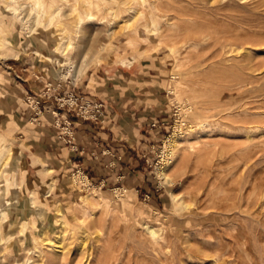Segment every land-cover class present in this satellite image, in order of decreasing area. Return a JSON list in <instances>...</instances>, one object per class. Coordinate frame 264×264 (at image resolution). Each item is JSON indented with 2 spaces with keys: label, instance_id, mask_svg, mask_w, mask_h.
Here are the masks:
<instances>
[{
  "label": "rangeland",
  "instance_id": "1",
  "mask_svg": "<svg viewBox=\"0 0 264 264\" xmlns=\"http://www.w3.org/2000/svg\"><path fill=\"white\" fill-rule=\"evenodd\" d=\"M220 1L229 0H39L49 15L35 25L36 1L0 0V58L28 45L59 78L77 87L87 81L93 92L112 93L131 75L146 91L132 90L150 94L165 124L147 157L150 187L138 192L81 186L80 172L66 191L33 162L28 173L17 159L21 140L0 134V264H264V116L253 117L264 112V0H233L223 9ZM222 27L253 38L236 57L240 68L223 61ZM221 70L243 77L233 85L252 119L235 118L239 105L229 110L231 122L217 113ZM90 99L103 108L115 102ZM174 133L182 135L171 154ZM93 187L98 197L85 216L83 197ZM47 237L50 247L42 244Z\"/></svg>",
  "mask_w": 264,
  "mask_h": 264
},
{
  "label": "crops",
  "instance_id": "2",
  "mask_svg": "<svg viewBox=\"0 0 264 264\" xmlns=\"http://www.w3.org/2000/svg\"><path fill=\"white\" fill-rule=\"evenodd\" d=\"M29 51V46L23 45L16 51L3 53L6 58H0V134L8 142L14 136L21 140L15 147L17 159L28 164L26 171H31L33 162L44 173L54 172L53 176L66 191L71 174L79 172L89 185L99 188L119 185L136 192L149 188L147 157L153 153L165 124L160 118L161 109L154 108L155 100L150 99V94L138 95L132 90L133 87L136 91H146L145 85L135 86L137 79L122 75L123 88L117 86L119 90L110 93L96 86L93 92L87 81L77 87L73 81L62 80L40 58L41 53L35 49ZM98 83L101 85L100 80ZM72 91L98 102L102 100L96 97L115 99V102L109 100L112 105L103 108L106 123L84 121L59 108L53 98ZM46 93L50 98L45 97ZM143 98L149 104H141ZM29 101L39 104L30 105ZM64 124L72 125L73 145L60 137ZM50 196L49 193L46 197Z\"/></svg>",
  "mask_w": 264,
  "mask_h": 264
},
{
  "label": "bare ground",
  "instance_id": "3",
  "mask_svg": "<svg viewBox=\"0 0 264 264\" xmlns=\"http://www.w3.org/2000/svg\"><path fill=\"white\" fill-rule=\"evenodd\" d=\"M36 1V3L34 5H31V11L32 12H35L37 15V19L35 21V25H38L41 21H45L47 20V17L49 15V12L48 11H45L46 10V7H45V2H43L42 4L39 2V0H34ZM55 1V0H54ZM226 1H220L219 2V5L222 7H225V6H232L234 3H233V0H229L228 1V4L225 3ZM99 3V2H98ZM144 4V3H143ZM41 5L42 7L44 8V10L42 9V12L39 10L41 8ZM88 5H89V8L91 7L92 9H94V5L93 3H90L88 2ZM108 5V4H107ZM145 5V4H144ZM106 6V5H105ZM104 6V8H105ZM143 6V5H142ZM260 6V5H259ZM53 7V6H51ZM50 7V8H51ZM259 8V7H257ZM60 9V7H59ZM98 9V8H97ZM109 9V8H108ZM107 9V10H108ZM116 9V8H115ZM223 9V8H222ZM99 10V9H98ZM109 11V10H108ZM56 13V12H55ZM125 13V12H124ZM127 13V12H126ZM58 15V14H57ZM56 16V15H55ZM42 17V18H41ZM50 17V16H49ZM225 17V16H224ZM229 18V20L231 22H233L235 18V16H232V15H229V16H226ZM55 18V17H54ZM146 19V17H143V19ZM51 20V19H50ZM223 20V18H222ZM229 21V22H230ZM237 21V20H236ZM50 23V22H49ZM222 23V22H221ZM52 24V23H50ZM224 24V23H223ZM220 25V24H219ZM218 25V26H219ZM222 26V24L220 25ZM219 26V27H220ZM225 26V25H223ZM230 27H233V26H230ZM228 28V27H227ZM237 28V27H236ZM230 30L227 31V29L225 30L223 27L220 28L216 34L217 36V41H218V44H219V48H220V53L222 55V58H223V61L224 60V57L227 56L228 57V61H233V62H236L238 64V68L242 67L241 63L239 62L238 58H236L238 55H243V54H246L249 50H250V47L252 46V39L250 35L248 34H245V35H240L238 33H236L237 29L235 28H229ZM235 29V30H234ZM234 40V41H232ZM237 40H239V42H237ZM243 40V41H242ZM66 48V47H65ZM68 48V47H67ZM66 50V49H65ZM226 58V57H225ZM248 56H243V60H247ZM222 61V62H223ZM227 61V62H228ZM236 68V66H234ZM236 71V70H235ZM234 71V74H232L231 72H229L230 74L227 75V77H225V74H224V70H221L220 73H219V77H218V81H217V101H216V109H217V113L221 116V118H223L222 120L226 119L225 121H230L231 120H234L232 119V114L231 112H229V110H231V108L235 105H239L241 108H242V111L239 114V116H235V118L237 117L242 118V120H246L247 118L249 119L250 115L252 116L251 114V111L247 110L246 106L250 103L248 102H245L244 101L247 99L246 96H236V88L234 87V82L236 81V79H242L243 77L242 76H237L236 73ZM240 103V104H239ZM248 107V106H247ZM251 107V106H250ZM253 112V110H252ZM255 112H258V111H255ZM235 114V113H234ZM237 114V115H238ZM258 116H264V112H260V113H256L253 115V117H258ZM231 117V120H228V118ZM234 118V116H233ZM254 118V119H255ZM250 119H252L250 117ZM239 120V119H238ZM237 120V121H238ZM236 119H235V122H237ZM182 135L181 134H178V133H174L167 141V147L166 149H168V152H172V150L175 148V145L177 144L178 142V139H180V136ZM170 150V151H169ZM173 154V153H171ZM2 156L3 154L0 153V162L1 159H2ZM163 160L160 162V168H159V173L161 174L163 172V166H165V163H167V159L165 158L164 159V155L162 156ZM1 169V168H0ZM82 178V179H81ZM81 184V186H86L89 184L87 178L83 175V174H79V180H78ZM2 182V180H1ZM98 193H99V190L97 188H93L92 191L90 192L89 195H85L83 197V205L81 206V208H83V213L85 216H90L92 215V212L87 208V204L88 202H90V198H97L98 197ZM0 194L1 193V190H0ZM264 195V194H263ZM264 198V197H263ZM106 203V202H105ZM86 205V206H85ZM2 214V213H1ZM0 214V215H1ZM1 221L5 220V214L2 215ZM2 223V222H1ZM3 225V224H2ZM151 234H156V232L154 230L151 231ZM60 236H62V238H64L66 236V234L62 233L61 235H59L57 238H59ZM58 240V239H57ZM42 244H45L44 246H48L50 247L51 244H52V240L49 239L47 237V239L45 240H42ZM155 251L159 254L160 250L158 249H155ZM31 259H28V261L26 262V264H35V262L33 261L32 263L30 262ZM258 262V261H257ZM167 264V263H166Z\"/></svg>",
  "mask_w": 264,
  "mask_h": 264
},
{
  "label": "built area",
  "instance_id": "4",
  "mask_svg": "<svg viewBox=\"0 0 264 264\" xmlns=\"http://www.w3.org/2000/svg\"><path fill=\"white\" fill-rule=\"evenodd\" d=\"M46 96V95H45ZM29 104H35L34 101H29ZM39 103L36 102L35 105ZM59 108L65 109L70 113H74L77 117H80L84 121H94L100 124L106 123L105 114L102 105L94 104L91 101L86 100L84 97H80L75 93L69 94L67 97L57 101ZM71 124H64L62 126L61 138H66L64 142L69 145H73L75 138L71 131Z\"/></svg>",
  "mask_w": 264,
  "mask_h": 264
}]
</instances>
